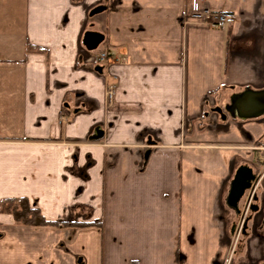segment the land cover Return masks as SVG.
Returning <instances> with one entry per match:
<instances>
[{"label": "crops", "instance_id": "1", "mask_svg": "<svg viewBox=\"0 0 264 264\" xmlns=\"http://www.w3.org/2000/svg\"><path fill=\"white\" fill-rule=\"evenodd\" d=\"M248 89L264 0H0V202L51 222L0 212V264H264Z\"/></svg>", "mask_w": 264, "mask_h": 264}, {"label": "water", "instance_id": "2", "mask_svg": "<svg viewBox=\"0 0 264 264\" xmlns=\"http://www.w3.org/2000/svg\"><path fill=\"white\" fill-rule=\"evenodd\" d=\"M230 111L239 118L256 117L264 113V89L246 90L232 97ZM240 181L238 184L240 185ZM243 187V186H242ZM241 187V189H243ZM240 189V190H241Z\"/></svg>", "mask_w": 264, "mask_h": 264}, {"label": "trees", "instance_id": "3", "mask_svg": "<svg viewBox=\"0 0 264 264\" xmlns=\"http://www.w3.org/2000/svg\"><path fill=\"white\" fill-rule=\"evenodd\" d=\"M0 212L11 214L16 222L30 225H45L47 221L38 208L29 205L24 198L4 199L0 202Z\"/></svg>", "mask_w": 264, "mask_h": 264}, {"label": "built area", "instance_id": "4", "mask_svg": "<svg viewBox=\"0 0 264 264\" xmlns=\"http://www.w3.org/2000/svg\"><path fill=\"white\" fill-rule=\"evenodd\" d=\"M191 17L200 19L209 26L220 28L229 25L234 20V15L232 13H217L209 9H201L200 11L191 14ZM96 60L98 64H101L107 60V56L102 53ZM113 94L114 92L112 88L107 90L106 96L108 100L112 99Z\"/></svg>", "mask_w": 264, "mask_h": 264}, {"label": "rangeland", "instance_id": "5", "mask_svg": "<svg viewBox=\"0 0 264 264\" xmlns=\"http://www.w3.org/2000/svg\"><path fill=\"white\" fill-rule=\"evenodd\" d=\"M261 169H262V171L264 173V154H263V157L261 158ZM258 174H260V172ZM258 174H256V175H258ZM250 193H252V191Z\"/></svg>", "mask_w": 264, "mask_h": 264}]
</instances>
